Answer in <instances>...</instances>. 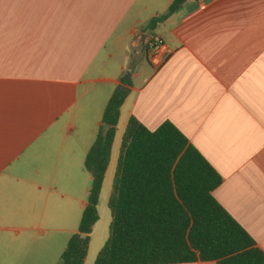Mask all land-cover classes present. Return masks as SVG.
Returning a JSON list of instances; mask_svg holds the SVG:
<instances>
[{"label":"crops","instance_id":"crops-1","mask_svg":"<svg viewBox=\"0 0 264 264\" xmlns=\"http://www.w3.org/2000/svg\"><path fill=\"white\" fill-rule=\"evenodd\" d=\"M173 1L0 0V264L61 257L104 109L129 80L119 130L131 116L151 131L171 122L264 252V0H185L146 32ZM155 35L171 51L158 69L146 50ZM118 158L111 151L104 183Z\"/></svg>","mask_w":264,"mask_h":264},{"label":"trees","instance_id":"trees-1","mask_svg":"<svg viewBox=\"0 0 264 264\" xmlns=\"http://www.w3.org/2000/svg\"><path fill=\"white\" fill-rule=\"evenodd\" d=\"M184 1L174 0L165 13L151 18L146 32L153 34ZM130 83L123 81L104 109L84 163L91 187L78 231L69 239L59 264H85ZM221 182L220 175L171 122L151 131L131 116L108 201L109 237L94 264H264V252L214 198L213 191Z\"/></svg>","mask_w":264,"mask_h":264},{"label":"rangeland","instance_id":"rangeland-1","mask_svg":"<svg viewBox=\"0 0 264 264\" xmlns=\"http://www.w3.org/2000/svg\"><path fill=\"white\" fill-rule=\"evenodd\" d=\"M150 15H151L150 11L143 12L142 17L144 19L149 20ZM130 50L132 51L133 49L131 48ZM125 129L126 128H124L122 130L120 127V130H119V126H118L116 138H115L114 143L112 145V149H111L112 156L115 155L117 158L119 157L121 139H122L123 133L125 132ZM112 173H113L112 177H108L110 179H107L106 182H108V183H104V187L102 188V191H101V196H100L99 205H98L99 220L97 221V223L93 227L94 231H93V234L91 235V243H90L88 255L86 258L87 264H94L99 251L102 249V247L104 246L105 242L107 241V239L109 237L111 213H110V210L108 208V201H109L110 193L112 191V183H113V179L115 177V171L114 172L112 171ZM80 195H81L80 193H76V194L74 193L73 194V214L69 218L70 225H69V223L67 225V228L73 229V234L78 231L81 216H82L83 209H84V205L82 204V200H83L82 197L85 194H82L81 195L82 197L79 198ZM74 196H76V197H74ZM84 199L86 201V197H84ZM62 239H63L62 251H64L66 246H67V241L63 236H62ZM34 250H36V249H34ZM36 252H38V250ZM58 255L56 254V256L52 257V259H51V255H50V253H48L47 256L45 257V259L47 258L46 262L49 259H50V261H48V263H46V264H51L50 263L51 261L59 264L60 256H58ZM30 259H36V258L33 257ZM39 259L43 260L44 258L40 257Z\"/></svg>","mask_w":264,"mask_h":264},{"label":"built area","instance_id":"built-area-1","mask_svg":"<svg viewBox=\"0 0 264 264\" xmlns=\"http://www.w3.org/2000/svg\"><path fill=\"white\" fill-rule=\"evenodd\" d=\"M148 58L154 68H160L171 54L164 39L160 35H155L150 40Z\"/></svg>","mask_w":264,"mask_h":264},{"label":"water","instance_id":"water-1","mask_svg":"<svg viewBox=\"0 0 264 264\" xmlns=\"http://www.w3.org/2000/svg\"><path fill=\"white\" fill-rule=\"evenodd\" d=\"M130 78V76H129V74H128V76H126V80H128ZM108 126L106 125V126H104V128H103V133H104V135L106 134V132H107V130H108ZM83 236H85V235H83Z\"/></svg>","mask_w":264,"mask_h":264}]
</instances>
